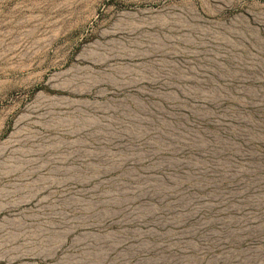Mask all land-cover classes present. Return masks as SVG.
Segmentation results:
<instances>
[{"label":"rangeland","instance_id":"obj_1","mask_svg":"<svg viewBox=\"0 0 264 264\" xmlns=\"http://www.w3.org/2000/svg\"><path fill=\"white\" fill-rule=\"evenodd\" d=\"M0 264H264V0H0Z\"/></svg>","mask_w":264,"mask_h":264}]
</instances>
